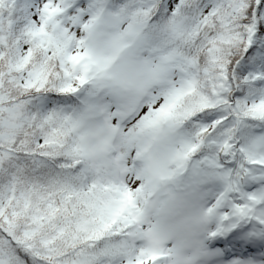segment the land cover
Here are the masks:
<instances>
[{
	"label": "snow or ice",
	"instance_id": "6c2138e0",
	"mask_svg": "<svg viewBox=\"0 0 264 264\" xmlns=\"http://www.w3.org/2000/svg\"><path fill=\"white\" fill-rule=\"evenodd\" d=\"M0 264H264V0H0Z\"/></svg>",
	"mask_w": 264,
	"mask_h": 264
}]
</instances>
